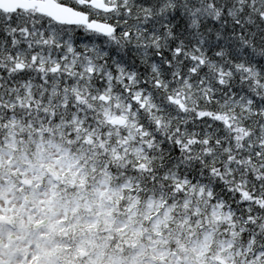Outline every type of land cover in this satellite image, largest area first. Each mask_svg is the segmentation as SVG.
<instances>
[{
  "label": "snow or ice",
  "instance_id": "1",
  "mask_svg": "<svg viewBox=\"0 0 264 264\" xmlns=\"http://www.w3.org/2000/svg\"><path fill=\"white\" fill-rule=\"evenodd\" d=\"M0 264H264V0H0Z\"/></svg>",
  "mask_w": 264,
  "mask_h": 264
}]
</instances>
